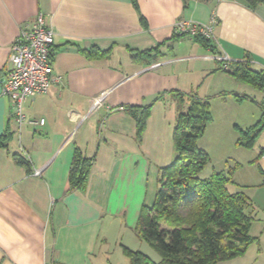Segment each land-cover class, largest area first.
Segmentation results:
<instances>
[{"label": "crops", "instance_id": "1", "mask_svg": "<svg viewBox=\"0 0 264 264\" xmlns=\"http://www.w3.org/2000/svg\"><path fill=\"white\" fill-rule=\"evenodd\" d=\"M137 2L138 9L132 0H0V134L13 132L0 148V264H131L123 248L139 239L141 210L154 204L161 169L178 155L174 93L209 99L234 88L229 70L237 64L264 70V3ZM39 14L54 29L52 64L62 80L24 102L20 126L2 80L12 44ZM181 19L213 24L216 53L178 33ZM94 50L106 54L90 56ZM212 55L228 56V69ZM198 80H211L203 95ZM149 105L139 136L137 117L127 108ZM75 147L95 156L85 191L70 190ZM263 148L244 147L252 154L236 159L232 186L251 197L254 241L217 264H264Z\"/></svg>", "mask_w": 264, "mask_h": 264}, {"label": "trees", "instance_id": "2", "mask_svg": "<svg viewBox=\"0 0 264 264\" xmlns=\"http://www.w3.org/2000/svg\"><path fill=\"white\" fill-rule=\"evenodd\" d=\"M243 1L252 8L264 3V0ZM132 2L138 9L137 0ZM141 22L146 25L143 16ZM193 39L216 53L211 39L203 35ZM88 53L93 57L106 54L99 50ZM229 72L240 81L264 86V70L237 64ZM174 97L179 110V120L173 132L178 155L172 164L161 169L155 202L152 206H143L135 229L138 238L158 252L160 260L154 261L142 251L124 247V254L131 264H217L240 255L254 241L250 235L254 219L251 197L242 189L231 190L236 185L233 178L236 167L227 172H213L206 178L200 176L210 162L209 154L198 147V140L211 120L209 102L196 96L187 97L179 91ZM187 102L189 106L184 111ZM151 109L152 105L127 108L137 117L139 136L144 133ZM263 129V121L239 127L237 145L252 148ZM12 137L10 130L0 134V148L7 146ZM263 153L264 148L260 155ZM15 156L20 162H27L20 155ZM94 159L95 156L87 157L75 147L68 178L70 190H86ZM260 170L264 176V169Z\"/></svg>", "mask_w": 264, "mask_h": 264}, {"label": "rangeland", "instance_id": "3", "mask_svg": "<svg viewBox=\"0 0 264 264\" xmlns=\"http://www.w3.org/2000/svg\"><path fill=\"white\" fill-rule=\"evenodd\" d=\"M198 81H201L202 85L198 93L203 95L211 84V80ZM204 100H207L210 104L211 120L207 123L204 135L198 140V147L204 149L209 154L210 162L200 176L202 178L209 177L213 173V168L216 171L224 169L227 172L231 168L236 167L233 169V178L235 179L234 174L240 168L236 159L243 156L248 157V154H252V151H248V149L237 145L238 129L239 127L245 128L254 125L259 121H263L264 123V86H255L235 79L234 88L230 85L229 91L221 94H212L209 99ZM187 109L188 104L186 103L184 111H187ZM261 133V136L259 135L257 138V145H264V129ZM165 136H168V132ZM167 146L164 145L163 149ZM254 168L256 167H251V170H255ZM233 189L234 187L231 188L232 191ZM238 190L241 189H236V191ZM105 222H108V219ZM129 240H127V243L131 245L132 249L141 250L156 261L160 260L158 252L146 241L135 238L134 242ZM117 255L118 253L114 257L116 261ZM119 256L122 257V253H119Z\"/></svg>", "mask_w": 264, "mask_h": 264}, {"label": "built area", "instance_id": "4", "mask_svg": "<svg viewBox=\"0 0 264 264\" xmlns=\"http://www.w3.org/2000/svg\"><path fill=\"white\" fill-rule=\"evenodd\" d=\"M175 29L180 34L194 38L203 35L214 39V25L200 24L184 19L179 20ZM54 29L47 25L43 14L28 26L21 28L20 34L11 46L8 62L4 69L2 94L13 102L17 122L26 121L23 104L29 98L48 93L54 84L60 83L62 77L57 75L52 64ZM211 59L225 63L228 69V56L212 55ZM33 122V121H32ZM39 123L44 124L45 119ZM36 170L35 174H39Z\"/></svg>", "mask_w": 264, "mask_h": 264}]
</instances>
